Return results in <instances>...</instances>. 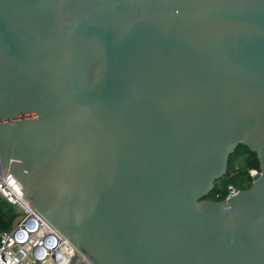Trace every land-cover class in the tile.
Returning <instances> with one entry per match:
<instances>
[{
	"label": "water",
	"instance_id": "obj_1",
	"mask_svg": "<svg viewBox=\"0 0 264 264\" xmlns=\"http://www.w3.org/2000/svg\"><path fill=\"white\" fill-rule=\"evenodd\" d=\"M0 167L82 264H264V0H0Z\"/></svg>",
	"mask_w": 264,
	"mask_h": 264
},
{
	"label": "built area",
	"instance_id": "obj_2",
	"mask_svg": "<svg viewBox=\"0 0 264 264\" xmlns=\"http://www.w3.org/2000/svg\"><path fill=\"white\" fill-rule=\"evenodd\" d=\"M260 171L251 170L253 178ZM24 187L9 170L0 167V196L20 214L10 232H3L0 264H82L83 256L23 195ZM230 186L228 196L237 195Z\"/></svg>",
	"mask_w": 264,
	"mask_h": 264
},
{
	"label": "trees",
	"instance_id": "obj_3",
	"mask_svg": "<svg viewBox=\"0 0 264 264\" xmlns=\"http://www.w3.org/2000/svg\"><path fill=\"white\" fill-rule=\"evenodd\" d=\"M251 170L261 171L258 156L241 145L229 159L227 175L216 182L215 189L205 199L225 200L230 186L238 190L250 189L253 182ZM19 218V212L0 196V235L3 232H10Z\"/></svg>",
	"mask_w": 264,
	"mask_h": 264
}]
</instances>
